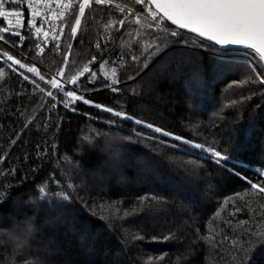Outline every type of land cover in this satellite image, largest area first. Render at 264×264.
Instances as JSON below:
<instances>
[{
	"label": "trees",
	"instance_id": "trees-1",
	"mask_svg": "<svg viewBox=\"0 0 264 264\" xmlns=\"http://www.w3.org/2000/svg\"><path fill=\"white\" fill-rule=\"evenodd\" d=\"M120 15L106 10V6L94 5L88 21L81 25L78 38L72 40L65 36L60 52L52 46L50 53L39 56L32 41L18 43L19 39L6 33L3 34L17 47L11 48L0 41V49L10 50L18 58L21 52L30 53L25 62L36 63L45 74L54 73L62 65L63 52L68 51L70 43L74 47L70 51L69 75L96 55L98 60L102 58L109 63L105 69H100L98 62L95 64L92 70L98 77L91 82L81 78V91L88 89L84 92L86 97L108 107L123 108L137 118L196 143L228 148L233 163L221 169L211 154L153 133L134 121L115 118L118 124L110 126L107 121L113 118L111 113L82 101L77 103V111L65 109L62 104L50 110L52 101L46 98L49 107L39 109L36 123L17 136L24 123L17 109L25 111L27 103L25 115L31 114L33 106L39 108L37 101L42 94H33L31 81L12 73L0 61L6 70L5 77L0 79V155L7 156L6 161H0V171L13 166L17 169L11 176H0V190L9 193L0 203V264H23V259L45 257L53 264H230L227 241L223 249L213 250L199 237L215 232L217 240H222L221 233L231 238L234 229L238 230V221L247 222L242 227L264 225V194L245 192L250 185L242 179L247 176L255 181L257 169L264 168V107H257L264 106V99L254 97L244 102L239 111L225 107L230 99L239 100L241 94L248 95L247 86L231 84L232 80L243 78L242 61L217 73L205 56L203 74L196 78L192 66L168 63L165 67V59L158 58L140 73L135 84L126 80L132 73L125 66L118 72L122 84L115 85L122 91L114 93L104 86L110 81L103 73L123 63L119 57L130 51L126 44L136 28L131 20L119 34L117 25L111 30L103 28L110 18L119 19ZM71 20L74 22V16ZM0 28H4L1 19ZM101 35L105 38L100 39ZM97 42L104 51L95 47ZM126 59L130 61V57ZM18 71L32 75L25 70ZM133 87L136 95L131 92ZM85 112L89 115L85 116ZM49 115L47 123L52 127L46 129L43 125ZM234 120L237 122L233 123ZM57 122L61 125L58 131ZM53 131L56 132V155L38 159L37 145L43 151L47 140L51 150ZM97 131L100 136H96ZM136 133L143 135L137 137ZM85 134L95 137L94 147L81 142ZM153 135L168 140V145L147 139ZM10 138L17 141L11 147ZM173 144L177 147L172 148ZM106 146L107 150H103ZM25 153L30 157L27 162L23 161ZM65 156L68 162L61 159ZM77 162L76 183L81 187L75 195L83 197L87 206L74 197L70 214L55 225L47 223L45 213L29 204L30 197L37 194V185L50 175L61 177L62 171ZM34 166H38L35 171ZM233 168L241 175L227 170ZM51 188L58 190L55 184ZM145 195L163 199L159 204L154 202L151 208H142L137 198ZM225 197L230 199L225 202ZM33 213L36 214L34 224L42 229L45 238H52L49 246L56 249L54 254L49 255L44 244L37 240L21 252L15 247L16 241L9 237L8 232ZM170 233L168 240L163 239ZM133 235L143 238L132 240ZM250 264H264V244L256 246Z\"/></svg>",
	"mask_w": 264,
	"mask_h": 264
},
{
	"label": "snow or ice",
	"instance_id": "snow-or-ice-1",
	"mask_svg": "<svg viewBox=\"0 0 264 264\" xmlns=\"http://www.w3.org/2000/svg\"><path fill=\"white\" fill-rule=\"evenodd\" d=\"M19 4L27 5L26 23L29 31L34 30L37 40L42 35L44 45L49 43L48 37L51 35L52 40L56 42L55 51L57 52L61 51L60 42L65 36L72 40L78 38L81 25L88 21L89 13L94 11V5L106 6V10L111 9L121 14L119 19L110 18L107 23L103 24V28L106 30H111L113 25H117L116 33L119 34L122 29L126 28L129 20L134 22L136 25L134 35L130 34V39L126 44L130 51L119 57L123 63L119 67H112L110 72L103 73L110 81L104 86L110 88L114 93L122 91L121 87L115 85L122 84L118 72L125 66L130 68L132 73L127 75L126 80L132 81L133 84L140 77V73L158 58L165 59V67L168 63L190 65L193 68V76L200 78L204 70L203 58L207 56L212 61V69L217 73L231 69L236 66L238 61H242L240 67L243 71V78L234 79L231 84L247 86L245 90L248 95L241 94L239 100L230 99L225 107H235L236 111H239L244 106V102L250 101L254 97L259 96L264 99V0H128L127 3H121L120 0H0V18L8 24V27L0 28V41L6 46L10 45L11 48H16L17 44L12 43L3 33L11 31L14 37H19L18 43H23L26 39L19 31H13V27L24 26L25 13L17 7ZM73 16L74 22L71 20ZM45 25L47 28L44 27ZM104 38L103 35L100 36V39ZM35 47L39 53L45 52L41 43H36ZM73 47V44H68V51L63 52L62 55V65L51 74L43 73L36 63L25 62L30 53L21 52L18 58L10 50L0 49V61H3L12 73L22 76L23 80H30L34 86L33 94H42L37 101L39 108L33 106L31 114L25 115L28 108L27 103L24 105L25 111L17 109L19 115L24 117L23 126L16 133L17 136L22 135L24 131L31 128L33 123H36L39 109L49 107L46 98H51L50 110L55 109L57 104H62L65 109L71 108L73 111H77L76 105L82 101L85 105H91L111 113L113 118L107 121L110 126L118 124L115 118H120L121 121H134L136 125H143L147 129H151L153 133H159L163 137H172L176 141H182L195 149L211 154L214 163L221 169H225L226 165L233 163L228 148L220 149L216 146H207L205 143H196L194 140L186 139L163 127L137 118L123 108L108 107L86 97L84 92L88 89L84 88L81 91L83 83L81 78L91 82L98 77V73L92 70L95 64L98 62L100 69H105L109 62L102 58L98 60V57L93 55L90 60L85 61L81 67L76 68L73 74L69 75V57ZM95 47L101 51L105 50L99 42L95 44ZM126 56L130 57L131 63L129 59H126ZM111 63L116 64L115 61ZM18 70H25L26 73L32 75L29 76ZM5 75V68L0 66V79H3ZM36 78L43 82L44 86H41ZM68 85L72 87L68 88ZM131 92L136 95V88H131ZM29 99L31 100V97ZM257 107L264 106L257 105ZM84 115L88 116L89 113L85 112ZM50 118L49 115L44 122L43 126L46 129L52 127L47 123ZM236 122V120L233 121V123ZM39 127L40 124H37V128ZM60 127V123L57 122L55 129L58 131ZM100 135L101 133L97 131L96 136ZM104 135L107 136V134ZM136 135L140 137L143 134L136 133ZM55 136L56 132L53 131L51 150L47 146V140L44 141L43 151H40V145H37L36 157L38 159L48 157L50 154L56 155ZM124 139H131V137H124ZM147 139L159 140V143L163 145L169 143L168 140L160 139L155 135L148 136ZM81 142L94 147L95 137L85 134ZM16 143L15 139L10 138L9 147ZM171 147L176 148L177 145L173 144ZM103 150H107V146ZM110 155L116 154L110 153ZM29 159L28 153H25L23 161L27 162ZM61 159L68 162L67 156L61 157ZM6 160V155H0V161ZM36 167L38 166H34L32 170L35 171ZM78 169L79 162L72 164L69 170L62 171L61 177L50 175L48 179L37 185V194L30 197L29 204L45 213L47 223L55 225L63 220L71 213L75 199H80L87 206L83 197L75 195L81 187L76 183V180L79 179ZM227 170L237 176L241 175L234 168ZM16 171V167L13 166L10 170L0 171V176H11ZM74 171L77 173L76 175L73 174ZM257 172L258 178L255 181L247 176L242 177L250 185V189L246 188L245 192L255 195L264 194V168L257 169ZM53 184L58 186V190L52 191L51 185ZM8 194L5 190H0V203L5 201ZM234 195L239 196L240 193ZM137 199L142 208H151L154 202L159 204L163 198L155 195L149 198L145 195ZM229 199L225 197V202ZM236 211H240V209L237 208ZM25 215L27 216V213ZM125 215L128 213L126 212ZM35 218L36 214L33 213L23 224H17L8 232L9 237L16 241L15 247L21 252L30 248L32 242L37 240L44 244L49 255L54 254L56 249L49 246L52 243V238L44 237L42 229L34 224ZM228 223L231 225V221ZM246 223V221H238V230L234 229L231 238L221 233L222 240H217L215 232H209L199 238L213 250L223 249L224 241H227L230 264H250L251 254L256 246L264 244V225L242 227ZM170 236L171 233L163 239L168 240ZM142 238L138 235L132 236V240ZM16 254L14 250V255ZM23 264H53V262L45 257L44 259H23Z\"/></svg>",
	"mask_w": 264,
	"mask_h": 264
},
{
	"label": "built area",
	"instance_id": "built-area-1",
	"mask_svg": "<svg viewBox=\"0 0 264 264\" xmlns=\"http://www.w3.org/2000/svg\"><path fill=\"white\" fill-rule=\"evenodd\" d=\"M8 6L10 7V5H8ZM17 7L21 8V10L25 13V21L23 22V24H24L23 27H21V28H14V27H13V31H19L22 35L25 36V38H26L25 41L30 40V41H32V42L34 43V45H35L36 43H41V46L45 48V52H44V53H39V52H38V49H36V47H35V49H36V54H37V55H39V56H43V55L49 53L50 50H51V47H52L53 45H55L56 42L52 40L51 35L48 37L49 43H48L47 45H44V44H43V39H44V38H43L42 35H41V37L39 38V40H37L36 37H35L34 30L29 31V27L27 26V23H26V19H27V15H28V13H27V5H26V4H19V5H17ZM0 19L2 20V18H0ZM36 19L39 20V18H36ZM2 22H3V24H4V27H8L7 22H4L3 20H2ZM38 26H39V25H38ZM44 27L47 28V25H45ZM7 34L10 35L11 37H14V36L12 35V32H11V31H10L9 33H7ZM14 38L19 39V37H14ZM64 38H65V37H64ZM64 38L62 39V41L64 40ZM25 41H24V42H25ZM62 41H61V42H62Z\"/></svg>",
	"mask_w": 264,
	"mask_h": 264
},
{
	"label": "rangeland",
	"instance_id": "rangeland-1",
	"mask_svg": "<svg viewBox=\"0 0 264 264\" xmlns=\"http://www.w3.org/2000/svg\"><path fill=\"white\" fill-rule=\"evenodd\" d=\"M243 75V73H241V76ZM232 87H234V86H232ZM238 87H242V86H238ZM199 110H202L203 112L204 111H206V109H204V108H200ZM211 116V115H210Z\"/></svg>",
	"mask_w": 264,
	"mask_h": 264
}]
</instances>
